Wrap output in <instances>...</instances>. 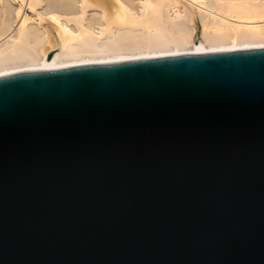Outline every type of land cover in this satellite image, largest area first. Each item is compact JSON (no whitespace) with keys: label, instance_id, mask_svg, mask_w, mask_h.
<instances>
[{"label":"water","instance_id":"1","mask_svg":"<svg viewBox=\"0 0 264 264\" xmlns=\"http://www.w3.org/2000/svg\"><path fill=\"white\" fill-rule=\"evenodd\" d=\"M0 264H264V46L0 75Z\"/></svg>","mask_w":264,"mask_h":264},{"label":"bare ground","instance_id":"2","mask_svg":"<svg viewBox=\"0 0 264 264\" xmlns=\"http://www.w3.org/2000/svg\"><path fill=\"white\" fill-rule=\"evenodd\" d=\"M264 46V0H0V75Z\"/></svg>","mask_w":264,"mask_h":264},{"label":"rangeland","instance_id":"3","mask_svg":"<svg viewBox=\"0 0 264 264\" xmlns=\"http://www.w3.org/2000/svg\"><path fill=\"white\" fill-rule=\"evenodd\" d=\"M7 1H9V3H10V0H7Z\"/></svg>","mask_w":264,"mask_h":264}]
</instances>
